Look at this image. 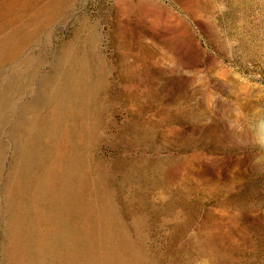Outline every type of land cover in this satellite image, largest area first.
Listing matches in <instances>:
<instances>
[{
  "label": "rangeland",
  "instance_id": "rangeland-1",
  "mask_svg": "<svg viewBox=\"0 0 264 264\" xmlns=\"http://www.w3.org/2000/svg\"><path fill=\"white\" fill-rule=\"evenodd\" d=\"M0 264H264V0H0Z\"/></svg>",
  "mask_w": 264,
  "mask_h": 264
},
{
  "label": "bare ground",
  "instance_id": "bare-ground-1",
  "mask_svg": "<svg viewBox=\"0 0 264 264\" xmlns=\"http://www.w3.org/2000/svg\"><path fill=\"white\" fill-rule=\"evenodd\" d=\"M13 109V108H12ZM12 133V132H11Z\"/></svg>",
  "mask_w": 264,
  "mask_h": 264
}]
</instances>
